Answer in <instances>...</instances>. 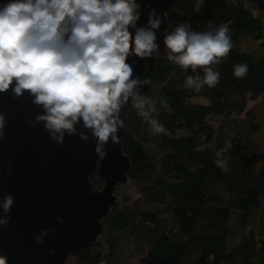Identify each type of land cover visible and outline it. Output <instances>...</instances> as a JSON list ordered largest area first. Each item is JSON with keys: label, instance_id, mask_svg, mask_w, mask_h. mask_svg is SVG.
<instances>
[{"label": "trees", "instance_id": "16d2710c", "mask_svg": "<svg viewBox=\"0 0 264 264\" xmlns=\"http://www.w3.org/2000/svg\"><path fill=\"white\" fill-rule=\"evenodd\" d=\"M166 18V34L181 23L195 31L228 23L233 48L216 67L219 84L185 89L187 76L203 73L181 70L167 50L146 68L150 83L140 93L155 101L171 136L151 134L131 107L121 144L130 163L124 185L137 197L123 201L117 186L103 233L64 264H264V163L257 165L259 125L248 108L264 100V0H176ZM243 63L247 75L236 78L234 65ZM90 179L103 188L97 170Z\"/></svg>", "mask_w": 264, "mask_h": 264}, {"label": "clouds", "instance_id": "9594fccd", "mask_svg": "<svg viewBox=\"0 0 264 264\" xmlns=\"http://www.w3.org/2000/svg\"><path fill=\"white\" fill-rule=\"evenodd\" d=\"M140 16L137 0L0 3V94L11 89L14 98L25 92L34 97L32 103L43 108L35 123H42L59 145L64 143L65 132L74 135L75 126L82 121L95 141L94 152L100 160L107 157L105 146L109 142L120 144L119 133L125 127L121 112L129 101L151 134L171 136L159 122L155 101L140 93L139 86L150 81L135 77L128 62L130 57L144 60L159 55L155 41L162 18L153 9L147 24L138 26ZM163 44L169 62L186 72L202 71V76H187L183 84L197 93L205 86L219 84L216 67L233 48L228 23L214 26L211 21L204 31L181 23L164 34ZM247 72L246 63L234 65L236 78H244ZM161 106L168 113L173 111L166 100ZM28 123L35 127L32 121ZM6 125V117L0 113V139ZM81 139L87 141L88 136L81 134ZM226 163L214 161L222 168ZM14 202L11 194L0 197V227L10 223ZM48 235L49 230H41L34 240L44 244ZM0 264H7L6 256L0 255Z\"/></svg>", "mask_w": 264, "mask_h": 264}, {"label": "water", "instance_id": "95a60500", "mask_svg": "<svg viewBox=\"0 0 264 264\" xmlns=\"http://www.w3.org/2000/svg\"><path fill=\"white\" fill-rule=\"evenodd\" d=\"M175 1L137 0L141 13L138 26L147 24L153 9L162 18L155 41L159 55L166 51V13ZM158 56L144 60L130 57L134 76L142 80L146 68ZM33 99L27 92L14 98L11 89L0 94V113L7 121L5 136L0 139V197L11 194L15 201L10 223L0 227V255L7 257V264H64L70 255L86 249L103 233L101 220L118 202L114 188L127 181L130 163L121 141L131 101L121 112L125 127L119 133L120 144L109 142L105 146L107 157L100 160L94 152L95 141L82 121L75 126L74 135L65 132L62 145L52 141L43 124L35 123L43 108L33 104ZM81 134L88 140H82ZM96 170L104 182L98 191L90 179ZM44 229L49 235L44 244H38L34 237Z\"/></svg>", "mask_w": 264, "mask_h": 264}, {"label": "rangeland", "instance_id": "374dc122", "mask_svg": "<svg viewBox=\"0 0 264 264\" xmlns=\"http://www.w3.org/2000/svg\"><path fill=\"white\" fill-rule=\"evenodd\" d=\"M247 47H250V45H246ZM248 108L251 109L256 118L257 123L259 125V131L256 135L253 136V141L256 143V145L259 148V157L257 160V165L260 166L264 163V100H258L255 102H249ZM124 198L122 200H125V197H131L132 199H135L137 197V191L132 187L124 185L122 186ZM116 190V188H115ZM122 250L124 253V256L128 259V251L129 248L127 244H122Z\"/></svg>", "mask_w": 264, "mask_h": 264}, {"label": "bare ground", "instance_id": "6f19581e", "mask_svg": "<svg viewBox=\"0 0 264 264\" xmlns=\"http://www.w3.org/2000/svg\"><path fill=\"white\" fill-rule=\"evenodd\" d=\"M122 150H123V149H122ZM126 182H127V181H126ZM119 185H121V184H119ZM119 185H117V186H119ZM122 185H124V184H122ZM117 186H115V188H116ZM115 188H114V190H115ZM99 236H100V235H99ZM99 236H98V237H99ZM98 237H97V238H98ZM97 238H96V239H97Z\"/></svg>", "mask_w": 264, "mask_h": 264}]
</instances>
